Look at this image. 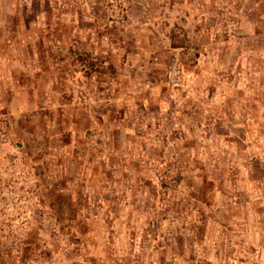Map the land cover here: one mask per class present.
Here are the masks:
<instances>
[{
  "label": "rangeland",
  "instance_id": "obj_1",
  "mask_svg": "<svg viewBox=\"0 0 264 264\" xmlns=\"http://www.w3.org/2000/svg\"><path fill=\"white\" fill-rule=\"evenodd\" d=\"M0 264H264V0H0Z\"/></svg>",
  "mask_w": 264,
  "mask_h": 264
}]
</instances>
